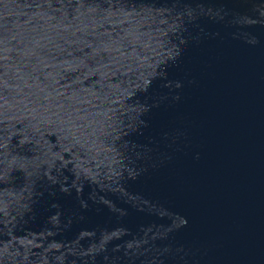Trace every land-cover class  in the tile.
Returning a JSON list of instances; mask_svg holds the SVG:
<instances>
[{"label":"water","instance_id":"1","mask_svg":"<svg viewBox=\"0 0 264 264\" xmlns=\"http://www.w3.org/2000/svg\"><path fill=\"white\" fill-rule=\"evenodd\" d=\"M0 264H264V0H0Z\"/></svg>","mask_w":264,"mask_h":264}]
</instances>
